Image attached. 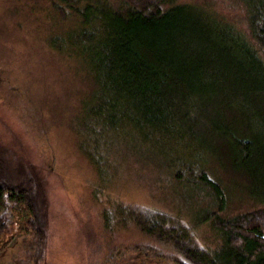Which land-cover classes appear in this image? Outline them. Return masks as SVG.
Returning a JSON list of instances; mask_svg holds the SVG:
<instances>
[{"label":"rangeland","instance_id":"374dc122","mask_svg":"<svg viewBox=\"0 0 264 264\" xmlns=\"http://www.w3.org/2000/svg\"><path fill=\"white\" fill-rule=\"evenodd\" d=\"M84 1L75 14L52 0H0V152L16 178H31L43 227L34 262L24 212L10 204L0 264H170L171 243L120 223L116 210L167 215L198 247L213 243L212 231L195 225L210 200L194 176L204 170L222 187L228 213L264 200V94L221 85L217 100L190 116L182 104L166 138L141 144L127 124L94 146L81 127L82 103L91 100V57L105 35L100 19L81 22L90 15ZM210 1L218 15L240 19L235 0ZM229 135L258 148L242 162Z\"/></svg>","mask_w":264,"mask_h":264},{"label":"trees","instance_id":"16d2710c","mask_svg":"<svg viewBox=\"0 0 264 264\" xmlns=\"http://www.w3.org/2000/svg\"><path fill=\"white\" fill-rule=\"evenodd\" d=\"M82 1L52 3H64L79 14ZM85 1L90 15L81 17V22L100 19L105 35L91 57L95 75L91 100L82 103L81 127L94 146L116 129L124 131L127 124L141 144L166 138L182 104L190 116L198 105L216 101L225 85L242 94H264V0H235L240 19L233 21L212 10L210 0L203 6L182 0ZM56 11L65 17L61 9ZM79 37L82 40L86 34ZM229 138L242 162L258 148L251 138ZM194 177L210 200L195 225L207 226L216 238L213 243L198 247L190 229L164 214L136 215L118 208L116 218L171 243L176 253L166 252L170 264H264V200L255 198L257 205L228 213L222 187L204 170ZM10 204L24 212L35 262L43 227L32 198V181L29 176L16 178L0 152V231H6L1 216Z\"/></svg>","mask_w":264,"mask_h":264}]
</instances>
